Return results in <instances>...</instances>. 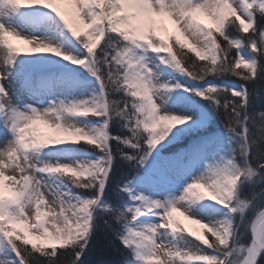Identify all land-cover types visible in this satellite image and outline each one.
Here are the masks:
<instances>
[{
	"label": "snow or ice",
	"instance_id": "obj_1",
	"mask_svg": "<svg viewBox=\"0 0 264 264\" xmlns=\"http://www.w3.org/2000/svg\"><path fill=\"white\" fill-rule=\"evenodd\" d=\"M71 2L77 5L74 9L77 23L87 30L83 35L48 0H0V44L5 45L6 50L0 67V115L4 117L0 123L3 132L11 137L0 147V235L7 242L6 246L0 244V264H29V258L38 261L39 257L45 258L44 264H83L81 257L90 247L101 218L110 233L107 243L119 242L122 250L131 253L121 264H189L190 261L228 264L232 251L229 245L235 246L236 239L232 217L234 214L242 217L252 203L240 198L238 185L264 179V151L254 146L249 127L252 99L249 89L264 78V26L259 23L264 17V0ZM35 5L50 9L72 36L81 38L88 55L79 58L64 55L63 58L85 66L96 78L99 84L97 99L91 102L50 99L42 108L28 105L23 111L12 105L5 85L20 50L9 43L7 37L33 45V53L62 55L58 47L35 37L28 38L12 27L23 10ZM154 17H168L178 32L191 37L199 46V60L181 50L174 52L176 44L170 43L172 37L161 34L153 22ZM230 29H234V33ZM121 40L123 44L119 43ZM98 42L99 51L95 52ZM242 46L250 53L248 59L240 54ZM134 48L144 53L165 54L157 55L160 64L174 66L192 81H205L206 87L184 90L207 100L224 125L229 158L207 164L204 173L187 183L175 200L151 199L136 189L143 184L166 180L177 170L184 156L202 158L213 141L194 139L182 154L160 155L157 145L196 132L202 118L194 110L171 112L164 107L168 92L182 86L154 83L155 66L149 67L145 57L136 55ZM221 76L238 78V87L215 84ZM207 77H212V81H207ZM113 92L122 95L116 100L112 98ZM89 115L101 121L99 128L85 129L68 119ZM113 120L120 123L119 135L108 131ZM38 122L69 139H37L30 130ZM177 125L182 127L173 132ZM81 141L100 152L95 162L41 166L28 155L38 153L45 146ZM116 158L129 162L133 169L130 176L122 175L116 182L115 191L123 198L119 204L110 203L106 195ZM6 169L10 170L9 175H5ZM141 169H144L143 175H139ZM40 173L60 183L53 187L51 181L38 175ZM197 188H206L211 196L205 198ZM261 192L264 193V189ZM255 195L258 194L254 193L253 198ZM203 199L215 201L228 210L227 218L211 225L202 224L210 234L207 239L195 238L212 254L200 248L195 251L180 248L161 238L184 234L185 230L174 228L173 213L180 208L188 218L200 224V220L188 214L187 204ZM42 208H47V212L41 211ZM26 214L35 217L30 226ZM141 216L158 217V222L140 226L137 221ZM43 217L53 221V231H49ZM18 226H23L26 232L30 227L33 239L46 240L50 242L49 247L42 251L33 244L30 249V241L21 235ZM251 230L254 239L248 245H240L244 252L241 264H257L264 254V208L257 210ZM57 242L59 248L55 246Z\"/></svg>",
	"mask_w": 264,
	"mask_h": 264
},
{
	"label": "rangeland",
	"instance_id": "obj_2",
	"mask_svg": "<svg viewBox=\"0 0 264 264\" xmlns=\"http://www.w3.org/2000/svg\"><path fill=\"white\" fill-rule=\"evenodd\" d=\"M48 0V2L53 7H58L61 12L65 15V17L73 23V26L77 27L78 31H81V35L86 32V29H82V27L77 23V19L74 14V9L77 5L73 4L71 0ZM31 11L29 13L26 10ZM22 11L20 17L12 24V27L15 30L28 37L31 38V34L35 32H41V36L49 37L50 35L60 37V41H55L51 43L52 46L58 47L62 55L57 56L53 53H33L32 48L33 45L26 43L22 39H17L15 37L9 36L7 37L9 43L14 45L17 49L20 50V54H17L15 57V61L13 65H17L20 70L14 71L11 68V75L8 77H21L20 81L16 82L15 86H6L9 90V96L11 98V103L17 109L23 111L26 106L31 105L32 107L42 108L47 105L50 99L64 100V101H78V100H86L93 101L98 98L99 94V84L94 76H92L85 66L73 64L70 60H65L64 55H69L73 57H81L87 56L86 50L77 44V37L72 36L71 32L63 25V22L56 16L54 12L50 9H47L40 5L31 6ZM40 10V12H38ZM154 24L160 29L161 34L167 33L172 37L170 43L176 44V49L188 52L193 57L198 58L197 50L199 46L196 42L191 38L185 35H182L177 31L176 25H174L168 17H154ZM207 22V21H205ZM50 29L51 31H47ZM231 32L234 33V29H230ZM179 43H176V42ZM124 42L121 40V44ZM181 45L183 48L181 49ZM99 42L97 44L98 50ZM0 47L5 48V45L0 44ZM3 51L0 52V57H4ZM136 55H143L145 60L148 62L149 67H154V83L155 82H167L170 85H174L179 83L182 87L180 88H172L171 91L167 94V100L164 105L171 112L178 111H188L194 110L197 111L202 118V123L200 127H198L197 131L203 130L208 121L214 119V114L212 110L204 107L202 103L207 100L195 98V95L192 96L190 91H185L184 89L191 88H200L206 87V82H196L190 80L186 75L179 72L174 66L171 65H162L157 59V55H165V54H155L152 52L144 53L140 49H133ZM240 54L245 59H248L250 53L247 48L241 47ZM188 55V54H187ZM28 65H27V64ZM3 66V63H0V67ZM38 69L39 71L36 73H32V69ZM31 75L30 79H27L29 74ZM212 81V80H207ZM21 83L25 86L24 88H29L30 93L32 94L29 97H25V102L22 103L19 99H14V94L17 92V89L20 87ZM42 83V84H41ZM215 84L223 85L227 87H238L237 82L221 80L214 81ZM24 90V89H23ZM23 94L27 95V92H23ZM36 98L39 101H36ZM4 117L0 115V121H2ZM68 119L75 123L78 126H81L85 129H96L101 126V121L95 116H75L68 117ZM180 125L173 127V132ZM2 129V123H0V143L3 147L4 143L7 139H10V135L5 134ZM196 131V132H197ZM31 134L34 135L37 139H47L50 137L55 138H64L69 139V137H65L62 133H56L50 128L47 124L43 122L36 123L33 128L30 130ZM188 133L182 135L176 140L168 143L167 140L165 142H161L160 145H157V149L160 152V155L163 157H173L177 154H182L186 149L189 148V145H184L186 137L189 135H195L199 132ZM208 139L209 141H213L210 144V150L205 152V154L201 157L194 156H186L188 158L187 162H184L182 157L181 163L179 164L177 170L170 173L166 180L159 181L156 183H148L143 184L137 187L136 190L141 191L143 194L149 196L151 199H160L164 201L175 200L179 197L183 188L187 183L191 182L194 178L201 176L205 171V166L209 163H220L221 158L224 160L229 158L228 153V143L227 139L224 136L223 129H216L212 133L201 136L200 139ZM170 139V137H169ZM218 142H215L217 141ZM78 145H83L84 147L88 146V148L93 149V146L86 144L85 141H81V143H64L60 145H52L45 146L38 153L30 152L28 153L31 160L35 161L38 165L44 164H72V163H81L88 164L89 162H95L96 159L100 156L98 152H87L75 149ZM183 146V147H182ZM185 146V147H184ZM174 149L175 151H171ZM154 150V152L156 151ZM151 159V157H150ZM148 167V164H145V168ZM142 170L139 175H143ZM8 174V173H7ZM5 174V175H7ZM9 175V174H8ZM43 177L46 181H51L52 186L54 187L56 184H59L60 181L54 177H50L47 174L40 173L38 174ZM248 182L253 186H258L259 181H244L243 183ZM238 185L237 193L241 196L240 191L242 184ZM197 192L202 193L205 198L211 196V193L206 188H197ZM255 191L252 189L251 192L247 194H243L242 196L246 199L250 198L251 194ZM258 195L254 194L251 198V205L248 209L245 210L244 215L241 217L238 214L233 215V220L236 225V239L235 246L231 243L229 247L232 249L231 254L228 258V264H241V261L244 257L243 249L240 248V245H248L251 241L249 236V228L256 217L257 210L264 208V193L257 191ZM243 199V198H242ZM47 208H42L41 211L47 212ZM158 211H162L158 210ZM187 212L193 218H196L201 221L200 224L195 223L194 219L188 218L186 213H184L183 208H180L177 212L173 213V220L175 221L174 228L176 230L183 229L184 234L177 233L175 234V238L172 235L162 236V239H165L166 242H171L176 244L180 248L193 250L195 251L197 248H200L207 254H212L210 249H207L206 246H203L198 241L195 240L196 237H200V240H204L208 238L209 233L207 230L202 227L203 223L206 224H214L219 220L225 219L228 217V210L224 208L222 205L216 203L215 201H211L208 199H203L199 201H192L187 204ZM45 221L48 223L49 231H53V221L49 220L48 217H43ZM158 217L154 216H141L138 218V225H150L158 222ZM26 221L30 226L31 223L35 222V217L28 216L26 214ZM57 227L60 226L59 223L56 224ZM18 231H20L21 235L30 241L28 246L35 244L37 247L42 250L49 247V243L46 240L33 239V233L29 227L26 232L23 229V226H18ZM170 229L169 231H172ZM162 232L164 230H161ZM0 244H7L6 240L0 235ZM57 248L60 247V244L57 242L55 245ZM264 255V254H263ZM262 255V256H263ZM14 254H10V257H13ZM262 258V257H261ZM261 260V259H260ZM260 262V261H259ZM189 264H205L203 261H190ZM259 264V263H258Z\"/></svg>",
	"mask_w": 264,
	"mask_h": 264
},
{
	"label": "trees",
	"instance_id": "obj_3",
	"mask_svg": "<svg viewBox=\"0 0 264 264\" xmlns=\"http://www.w3.org/2000/svg\"><path fill=\"white\" fill-rule=\"evenodd\" d=\"M259 23L261 26H264V17H261L259 19ZM107 38L108 37L106 35L105 41H107ZM119 43L121 44V41H119ZM98 51L99 48L98 50H96V52ZM173 51L175 52L177 51V49L174 48ZM187 54L188 56L199 60L198 58L193 57V55H190L188 52ZM237 79L238 78L236 77L221 76L216 81L227 80L232 82L235 81L238 83ZM206 80H212V77H207ZM202 82L205 81L202 80ZM249 90L252 92V99L249 108V116H250L249 127L251 131V136L254 141V146L257 147L259 150L264 151V78L258 80L254 88H250ZM111 95L113 99L118 100L121 97L122 93L113 92ZM192 96L194 95L192 94ZM195 98H198V96H195ZM198 99H203V98L199 97ZM202 104L204 107H207L208 109L212 110L208 102L205 101ZM212 113L215 115L214 119L208 121V123L203 128V130L197 131L199 133L196 132L197 134L195 135L192 134L187 136L186 140H188V142H191L194 139H197L208 133H212L216 129L224 130V125L221 123L220 117L216 116L215 110H212ZM108 131L112 135H119L122 131L120 127V123L116 120L111 121ZM81 146L84 147L83 145ZM86 149H88V146H86ZM89 150L93 152H98V154L101 155L100 152L97 151L94 147L93 149L89 148ZM132 172L133 169L130 167L129 162L122 161L119 158L114 159L111 170L112 182L110 186L106 189V195L110 203H115V204L121 203L123 198L118 196L117 192L115 191L116 182L122 175L130 176ZM252 189H255V191L251 194L248 200H251L252 195L254 193H258L257 191L261 192V189H264V179H261V182H259L258 186H253L248 182L243 183L240 191L241 194L240 198L246 199L242 195L251 192ZM103 219L104 218L98 220L99 226L97 228L95 235L92 238L91 245L86 250L85 254L81 257L83 264H121L122 260L126 256L131 255L129 250L127 249L122 250V246L119 245V242H116L113 245H109L107 243V240L110 238V233L104 228ZM28 247L30 249L32 248L31 246ZM44 259H45L44 257H39L38 261H36L33 260L32 258H29V264H44ZM259 264H264V255L262 256Z\"/></svg>",
	"mask_w": 264,
	"mask_h": 264
},
{
	"label": "bare ground",
	"instance_id": "obj_4",
	"mask_svg": "<svg viewBox=\"0 0 264 264\" xmlns=\"http://www.w3.org/2000/svg\"><path fill=\"white\" fill-rule=\"evenodd\" d=\"M52 1V0H51ZM50 1V2H51ZM26 11H28L29 13H32L31 11H29L28 9L26 10ZM38 12H40V10H38ZM47 31H51L50 29H47ZM41 34V32H35V33H33V34H31L30 36H31V38H33V37H35V38H37V39H39V40H41V41H44V42H47V43H49V44H51V43H53V42H55V41H60L61 39H60V37L58 38V36H53V35H50L49 37H44V36H41L40 35ZM3 47H0V52H1V50H4V49H2ZM6 51V50H5ZM3 60H4V57H0V63H3ZM12 70H14V71H18V70H20L19 68H18V66L17 65H12ZM19 77V76H18ZM17 76H15V77H10V78H8V80H7V82H6V86H15L16 85V82L17 81H20V79H21V77L20 78H18ZM22 84V83H21ZM18 93L17 92H15V94H14V97H15V95H17ZM21 97H22V99H19L22 103H24L25 102V94H23V95H21V94H19ZM18 96V95H17ZM24 98V99H23ZM36 101L38 102L39 101V99L38 98H36ZM1 130H3V128L1 129ZM2 131H0V133H1ZM0 146H2L1 145V143H0ZM10 174V170H8V169H6L5 170V174ZM7 174V175H8ZM156 220H158V219H156Z\"/></svg>",
	"mask_w": 264,
	"mask_h": 264
},
{
	"label": "water",
	"instance_id": "obj_5",
	"mask_svg": "<svg viewBox=\"0 0 264 264\" xmlns=\"http://www.w3.org/2000/svg\"><path fill=\"white\" fill-rule=\"evenodd\" d=\"M254 220H255V218H254ZM254 220H253V221H254ZM253 221H252V222H253ZM251 225H252V223H251ZM251 225H250V228H249V236H250V239L252 240V239H254V236H253V233H252V230H251ZM262 255H263V254H262ZM262 255L260 256L259 260L257 261V264L259 263V261H260Z\"/></svg>",
	"mask_w": 264,
	"mask_h": 264
}]
</instances>
